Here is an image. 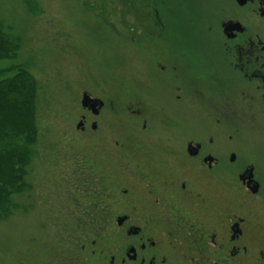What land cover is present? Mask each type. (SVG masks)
<instances>
[{
  "label": "rangeland",
  "instance_id": "1",
  "mask_svg": "<svg viewBox=\"0 0 264 264\" xmlns=\"http://www.w3.org/2000/svg\"><path fill=\"white\" fill-rule=\"evenodd\" d=\"M229 1L135 0L122 4L118 0H0V21L8 29L5 36L11 47L18 48V62L29 73L32 85H37L33 121L37 145H32L37 155L25 164L21 176L31 189L14 193L9 208L0 198V264H66L56 258L60 225L76 226L78 218V223L85 221L81 218L84 204L79 202L88 201L84 194L93 193L81 180L89 181L95 175V161H109L111 140L125 139L120 144H126L145 138L142 144L147 145L146 134L137 135L143 132L141 119H135L130 109H145L144 113L161 120H152L157 126L177 122L182 128L194 129L190 123L196 113L203 112L201 109L222 108L220 94L211 95L210 104H204L198 94L193 96L189 79L210 77L224 84L229 80L228 66L219 54L223 39L218 25ZM146 34L148 44L141 45ZM155 48L164 52L166 61L153 55ZM163 62L173 68L180 66L181 80L187 85L181 99L185 104L173 115L164 113L172 108L168 100L151 94L165 90L156 81L160 76L156 65ZM165 85L171 91L172 87ZM83 93L107 104L101 115L106 124L99 131L89 126L83 132L75 129L84 114ZM172 94L167 95L171 102ZM145 96L149 102L140 98ZM216 117L222 115L211 114L205 120L212 125ZM226 119L236 125L232 129L239 128L231 134L241 133L251 144L264 147V118L235 112ZM88 120L95 119L89 116ZM119 156L117 152V161ZM81 166L88 167V175L79 173ZM88 220L89 215L84 223L98 228L85 234L87 241L80 242L84 253L69 264L107 263L104 255H94L92 243L99 235H116L109 224ZM105 255L110 256L109 252Z\"/></svg>",
  "mask_w": 264,
  "mask_h": 264
},
{
  "label": "flooded vegetation",
  "instance_id": "2",
  "mask_svg": "<svg viewBox=\"0 0 264 264\" xmlns=\"http://www.w3.org/2000/svg\"><path fill=\"white\" fill-rule=\"evenodd\" d=\"M224 11L218 22L223 39L219 54L229 80L189 79L193 96L210 104L208 99L220 94L224 107L201 109L190 123L194 129L177 122L157 126L153 122L161 120L145 109H130L141 119L143 132L137 135L155 138L148 139L146 147L145 138L126 144H120L125 139L111 140L109 161H95V175L81 180L93 192L80 202L88 205L83 220L89 215L90 223L109 224L116 235L105 238L102 233L92 243L94 255L108 258L105 264H264V147L251 144L241 133L235 138L230 132L239 128L225 122L226 115L235 112L264 118V0H230ZM142 40L147 46V34ZM160 48L153 55L166 61ZM156 69V81L165 90L151 94L168 100L172 108L164 113L173 115L185 104L182 70L166 62ZM171 92L172 102L167 97ZM140 98L149 102L146 96ZM103 104L94 121L84 110L82 132L88 126L99 131L106 124L101 119L107 107ZM211 114L222 117L210 125L205 118ZM81 167L79 173L88 175V167Z\"/></svg>",
  "mask_w": 264,
  "mask_h": 264
},
{
  "label": "trees",
  "instance_id": "3",
  "mask_svg": "<svg viewBox=\"0 0 264 264\" xmlns=\"http://www.w3.org/2000/svg\"><path fill=\"white\" fill-rule=\"evenodd\" d=\"M118 1L129 4L135 0ZM7 30L0 21V64L7 63L0 67V198L5 201L3 205H10L9 208L14 193L31 189V186L24 185L21 176L25 174V164L30 162L33 154L37 155L35 148H32V145H37V131L33 129L37 83L34 79L36 86L32 85L29 73L18 62V48L9 45V39L5 36ZM84 206L83 213L88 209L87 204ZM78 220L75 221L76 226L66 223L59 228L60 249L56 252V258L66 264L76 262V256L84 253V248H80L81 240L86 242L88 237L85 234L91 231L93 234L98 228V225L85 224V221L79 224Z\"/></svg>",
  "mask_w": 264,
  "mask_h": 264
},
{
  "label": "water",
  "instance_id": "4",
  "mask_svg": "<svg viewBox=\"0 0 264 264\" xmlns=\"http://www.w3.org/2000/svg\"><path fill=\"white\" fill-rule=\"evenodd\" d=\"M81 105L83 107H86L88 105H90V108L93 110V114H97L98 113V110H95L96 109V101L94 99H91L89 95L87 94H83L82 96V102H81ZM102 104H100V108H101ZM82 124H78L77 126V129L81 126Z\"/></svg>",
  "mask_w": 264,
  "mask_h": 264
}]
</instances>
